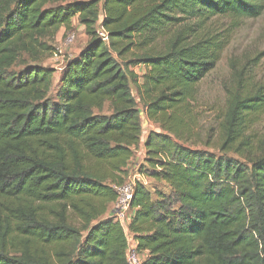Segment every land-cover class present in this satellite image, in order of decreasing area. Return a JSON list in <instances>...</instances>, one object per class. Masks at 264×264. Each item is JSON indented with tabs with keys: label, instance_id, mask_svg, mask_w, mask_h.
Here are the masks:
<instances>
[{
	"label": "trees",
	"instance_id": "16d2710c",
	"mask_svg": "<svg viewBox=\"0 0 264 264\" xmlns=\"http://www.w3.org/2000/svg\"><path fill=\"white\" fill-rule=\"evenodd\" d=\"M263 11L264 0H0V264H126V233L141 264H264V151L250 133L264 84L235 72L220 154L185 145L197 84ZM75 16L88 40L53 86L36 62L42 38ZM141 113L159 126L143 140ZM139 148L152 184L135 180L121 224L110 206Z\"/></svg>",
	"mask_w": 264,
	"mask_h": 264
},
{
	"label": "rangeland",
	"instance_id": "374dc122",
	"mask_svg": "<svg viewBox=\"0 0 264 264\" xmlns=\"http://www.w3.org/2000/svg\"><path fill=\"white\" fill-rule=\"evenodd\" d=\"M216 21L217 24H227L230 20L225 16L219 17ZM68 33L74 35V39L70 44L66 43ZM42 40L49 46V49L42 50L36 62L55 70L53 74V86H55L66 60L76 55L78 50L85 45L88 35L84 25L75 16L72 18L69 28L62 26L55 34L45 36ZM128 56L123 59H127ZM23 57L28 59L27 61L33 62L27 55ZM134 69L136 72H140L139 67ZM237 70L242 71L240 85L264 84V11L256 18H247L241 21L223 50L215 68L197 84V96L193 103L196 119L192 126V135L195 136L186 141L185 145L220 154L218 146L221 137V123L228 92L239 82L235 75ZM132 91L134 92L133 88ZM138 108L141 109L140 104ZM141 116L144 133L153 128L159 130L156 123L147 120L143 113H141ZM250 133L253 134L255 139L254 153L263 152L264 112L250 128ZM227 155L237 158L231 153ZM139 160H141V155H139L137 161L131 162L129 166L131 179L137 173L136 167ZM239 160L244 162L241 158ZM151 182L148 178L146 184L150 186Z\"/></svg>",
	"mask_w": 264,
	"mask_h": 264
},
{
	"label": "built area",
	"instance_id": "2783aa9c",
	"mask_svg": "<svg viewBox=\"0 0 264 264\" xmlns=\"http://www.w3.org/2000/svg\"><path fill=\"white\" fill-rule=\"evenodd\" d=\"M96 32H97V36L102 41L104 42L108 41V32L102 25H99L97 27ZM73 39H74V35L68 33L66 36V43L70 44L73 41ZM141 175L142 174L137 172L136 175L133 176V179H131L129 176L124 183L115 186L117 192V199L113 204L112 210H113V215L115 216L116 219L120 221L121 224H123L125 221L128 220L129 202L132 198L134 182L135 180L141 181ZM126 234H127L126 264H141V257L136 249V243L134 240L131 239L128 233Z\"/></svg>",
	"mask_w": 264,
	"mask_h": 264
},
{
	"label": "crops",
	"instance_id": "0c3cea01",
	"mask_svg": "<svg viewBox=\"0 0 264 264\" xmlns=\"http://www.w3.org/2000/svg\"><path fill=\"white\" fill-rule=\"evenodd\" d=\"M79 50H80V49H79ZM79 50H78V52H79ZM78 52H77V53H78ZM77 53H76V54H77ZM153 129H154V130H157V129H155V128H153ZM147 132H148V131H146L145 133L142 134V140L145 138ZM139 155H141V160H139V162H141V161L143 160V155H144V149H143V148H139L138 150H136V153H135V155H134L132 161H137V159L139 158ZM146 180H147V181H146ZM141 181H142L143 183L146 184V183L148 182V177H146V176H144V175H141ZM111 208H113L112 205L110 206V209H111Z\"/></svg>",
	"mask_w": 264,
	"mask_h": 264
}]
</instances>
